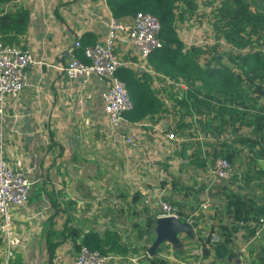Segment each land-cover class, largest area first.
Here are the masks:
<instances>
[{"label": "crops", "instance_id": "crops-1", "mask_svg": "<svg viewBox=\"0 0 264 264\" xmlns=\"http://www.w3.org/2000/svg\"><path fill=\"white\" fill-rule=\"evenodd\" d=\"M106 7L102 0H12L0 4V11L27 10L24 32L11 31L8 42H3L28 50L32 57V63L24 71L25 86L20 96L16 100L7 99L0 110L5 159L11 165L17 158L23 159V167L31 169L29 176L33 180L27 204L13 213L22 246L5 264H66L74 256L72 243L65 241L58 246L54 259L48 261L45 240L47 231L59 232L66 225L82 229L83 233L96 231L103 234L107 229L116 232L118 245L127 249L126 256L129 255L131 261L128 264H138L150 256L147 253L150 243L144 235L137 239L132 233L126 234V238L130 235L126 242L122 234L124 223L133 229H136L134 223H144L146 206L142 204L141 195L132 199L133 193L144 186L137 181L134 182L136 187L128 191L123 177L110 176L112 178L108 180L79 174L81 149L101 151V135L113 141L107 136L99 98L103 85L93 79L85 90L92 93L89 106L84 109L74 107L77 85L69 83L60 70L67 62L68 49L75 40H80L82 45L102 42L106 32L103 25ZM204 43L211 42L199 37L191 38L187 45ZM116 52L126 62L136 59L128 43L120 45ZM96 120L100 123L99 128L94 124ZM142 122L157 131V124L148 119ZM210 143V139L203 137L192 153L200 150L196 161L205 158L207 171L211 162L205 154L210 150ZM144 148L151 151L150 145ZM136 154H141L145 162L147 157L151 158L149 154L143 157V151L138 153L129 148V156ZM245 154L243 150L232 164L239 177L236 183L212 184L209 177L205 179L206 184L202 182L203 171L196 168L191 183L195 190L193 197H198L196 190L200 187H205V197L194 209L184 207L188 216L194 213V222L189 226L190 237L188 240L179 237L174 243L170 242L174 249L170 248L168 253L165 249L162 251L159 244L160 252L156 248L155 254L166 257L168 264H264V230L255 236L254 227L250 225L264 210V180L255 179L258 167L248 165L249 157ZM152 188L164 192L155 185ZM233 193L241 199L238 222L233 218L235 208L232 205L226 207L227 196ZM169 196L173 198L174 195L170 193ZM205 200L207 204L202 208ZM223 241L227 254L217 257L214 244Z\"/></svg>", "mask_w": 264, "mask_h": 264}, {"label": "trees", "instance_id": "trees-1", "mask_svg": "<svg viewBox=\"0 0 264 264\" xmlns=\"http://www.w3.org/2000/svg\"><path fill=\"white\" fill-rule=\"evenodd\" d=\"M9 1L12 0H0V4ZM217 1L212 10L214 19L210 23L215 42L187 45L178 35L176 18L184 21L190 5H196L194 0H105L112 16L118 20H131L137 12L149 13L159 20L158 37L162 45L148 55L147 63L158 74L155 77L159 80L162 76L186 86L180 96L174 97L173 89L167 92L168 97H174L178 103L182 115L189 118L198 115L196 118H199L194 121L215 129V141L209 144L210 150L205 154L210 157V162L222 157L234 164L245 150L249 157L247 164L258 167L255 179L264 180V164L260 163L264 162V0ZM188 15L191 16L190 13ZM27 16L24 8L13 12L0 11V39L8 42L9 32H24ZM220 43L226 47L233 46L236 50L230 51L228 47L220 51L224 47ZM242 48H246V51ZM77 55L84 60L81 50ZM117 75L126 83L133 102V108L124 114L128 120L142 122L145 119L152 120L158 113L168 112L164 97L151 87L154 77L150 73L138 75L131 68L121 67ZM204 115H210L209 120H204ZM185 126L187 124L178 122L173 131L178 133ZM241 128L246 129L247 133H239ZM225 131L230 139H221ZM117 147L122 151L124 149L122 145ZM194 154L199 156L200 150H195ZM205 166L206 160L203 158L198 167ZM238 178L234 170L233 175L223 181L236 183ZM140 195L136 191L132 199ZM168 201L178 207V218L185 222L187 214L184 205L173 198ZM240 203L241 199L236 193L227 196L226 207L232 205L235 208L233 218L236 222L239 221L237 212ZM146 207L143 225L134 223L135 237L141 239L144 235L151 244L155 238L157 214ZM118 239L117 233L108 229L103 234L96 231L83 233L82 229L67 225L59 232L49 230L45 239L48 261L54 258L56 249L65 241L71 242L75 250L84 244L104 254L112 252L122 255L126 250L118 245ZM0 243L3 247L2 241ZM225 244V241L214 244L217 257L227 254ZM157 252H160L158 247ZM138 264H168V261L166 257L156 255L147 256Z\"/></svg>", "mask_w": 264, "mask_h": 264}, {"label": "built area", "instance_id": "built-area-1", "mask_svg": "<svg viewBox=\"0 0 264 264\" xmlns=\"http://www.w3.org/2000/svg\"><path fill=\"white\" fill-rule=\"evenodd\" d=\"M103 3L105 0H102ZM106 18L103 25L106 29L104 38L100 43L82 45L80 40H75L68 49V60L60 70L63 71L69 83L77 85L78 95L75 96L74 107L84 109L92 101L91 91L85 90L93 79L102 84L99 98L102 113L106 119L107 136L124 149L139 148L141 136L140 125L142 122H131L124 114L133 108L126 83L121 80L117 72L121 67H128L140 75L148 72L157 78L151 66L147 63L148 55L162 45L158 37L160 22L157 17L146 13L137 12L131 20H118L114 18L106 7ZM129 44L133 48L136 59L126 62L116 52L120 45ZM82 51L83 59L77 55ZM32 63L28 50L16 45L6 44L0 39V110L7 99L16 100L25 86L24 71ZM160 85L182 86L160 76ZM181 88L185 89L183 85ZM157 128L158 136L171 138V133H162ZM173 134V133H172ZM120 148V147H119ZM121 149V148H120ZM123 149V150H124ZM149 160L148 157L146 161ZM149 164V163H147ZM23 159L17 158L13 165L5 159L4 137L0 132V239L5 250V263L14 257L15 252L22 246L21 237L17 233L14 222V210L25 206L33 180L29 174L31 169H24ZM234 173L233 165L222 157H217L210 164L208 174L210 183L229 179ZM142 204L151 206L160 217H179L178 207L162 198L163 192L158 188H141ZM207 204L205 200L201 207ZM193 215L187 217L188 225L193 223ZM242 225L243 223L240 222ZM257 236L264 230V210L255 221L250 223ZM215 241V237H213ZM119 256L112 253H101L81 244L74 252V256L66 264H109ZM54 259V258H53ZM53 263V262H52Z\"/></svg>", "mask_w": 264, "mask_h": 264}, {"label": "rangeland", "instance_id": "rangeland-1", "mask_svg": "<svg viewBox=\"0 0 264 264\" xmlns=\"http://www.w3.org/2000/svg\"><path fill=\"white\" fill-rule=\"evenodd\" d=\"M194 1L198 4L190 5L189 10L184 15V21H180L178 18H176L178 35L183 38L186 43H190L191 38L199 37L203 41L212 42L211 40L214 38L215 34L213 35V29L210 26V23L214 19L212 11L214 9L213 7L218 3V1L214 0L212 4L211 0ZM189 13L191 16L188 15ZM220 45L223 44L220 43ZM228 47L230 51L236 50L235 47H230L227 45V47H222L220 51H224ZM242 50L246 51V48H242ZM153 80L154 83H152L151 87L154 89V91H159L158 94L164 97L168 112L164 114L158 113L155 118L150 120V122L157 124V127L163 130L162 133L168 135L171 133L172 137L168 138L166 136L165 138L164 136H161L159 138L157 134L158 132L156 130L153 131L152 126H144L145 124L140 125L141 136L138 142V153L139 151L140 153L143 151V157L147 156V154L151 156V158H148L149 160L145 162L141 154L140 156L136 154L131 157L128 155L129 149H124L122 151L119 147H115V141H109L105 139L103 135H101L99 139V141L103 143L101 151L96 149L93 152L89 149H81V165H79L81 166V171H79V174H82L83 176L91 175L100 179L103 178L108 180L112 178H109L110 176L123 177L127 184V188L125 190L128 191H131L136 187L137 184H134V182L137 181L140 185H143L144 188H150L155 185L164 189V195L162 198L170 200L169 194L173 193L174 201L183 204L186 209L191 210L197 206L202 197H205V187H200V189L196 190L198 192V197H193L195 190L191 183L193 182L192 179L194 178L195 170L198 168V164L200 162L196 161V159L198 160V156L192 153L196 143H201L203 137L210 139V141H215L213 138L215 137L213 135L215 129H213L212 126L207 127L198 123L197 121H194V119L197 120L199 118H196L198 115H193L192 118H189L187 115H182L180 107L176 100H174V97L180 96L184 93L185 90L181 88L184 85L183 83H181L182 86L180 87H176L174 85L162 86L160 85L162 82H159L160 80L158 78H153ZM171 89H173L175 93L174 97L169 98L167 92ZM172 105H174L173 108ZM204 118V120H209L210 115H204ZM178 122L187 124V126L176 133L173 131V129L176 127ZM94 124H96L98 128L100 127V123L97 120L94 122ZM239 133H247V130L241 128ZM197 137H200L199 140H197ZM221 139H230L227 131L224 132ZM147 145L151 146L150 152L144 148ZM146 163H149L150 165L147 166ZM199 168L203 171L202 182L206 183L205 179H209L207 167ZM233 168H235L234 165ZM75 170H77V168ZM104 181L106 182V180ZM207 182L209 183V181ZM220 182L221 181L214 182V184L219 185L221 184ZM119 201L122 202L120 199ZM148 208L153 209L151 206ZM151 211L155 212L153 210ZM223 221L227 224L226 219ZM124 226L125 229H123L122 234L124 240L127 242L130 238V235H127L126 238V234L132 233V235L135 236L136 229H133L128 224L126 227L125 223ZM189 231L190 230L177 233V239L181 237L184 240H188L190 237ZM151 243H153V241ZM186 243L189 242L186 241ZM127 245L129 244L127 243ZM160 247L162 251L165 249V253L170 252V248L174 249V246H171V243L168 240L161 242ZM181 251L182 253H185V251ZM112 254L115 255V253ZM128 256H126L125 251L122 255H119L118 259L112 260L109 264L131 263ZM0 264H5V250L2 245L0 246Z\"/></svg>", "mask_w": 264, "mask_h": 264}, {"label": "water", "instance_id": "water-1", "mask_svg": "<svg viewBox=\"0 0 264 264\" xmlns=\"http://www.w3.org/2000/svg\"><path fill=\"white\" fill-rule=\"evenodd\" d=\"M189 226L186 221L181 222L177 217L157 216L154 225L155 238L147 250L149 257L156 255V248L161 242L168 240L174 243L177 240L176 234L190 230Z\"/></svg>", "mask_w": 264, "mask_h": 264}]
</instances>
